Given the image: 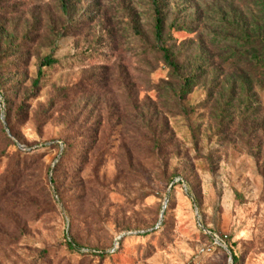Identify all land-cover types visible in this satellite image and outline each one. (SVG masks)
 Instances as JSON below:
<instances>
[{"label":"rangeland","instance_id":"rangeland-1","mask_svg":"<svg viewBox=\"0 0 264 264\" xmlns=\"http://www.w3.org/2000/svg\"><path fill=\"white\" fill-rule=\"evenodd\" d=\"M262 59L264 0H0V264H264Z\"/></svg>","mask_w":264,"mask_h":264},{"label":"trees","instance_id":"trees-1","mask_svg":"<svg viewBox=\"0 0 264 264\" xmlns=\"http://www.w3.org/2000/svg\"><path fill=\"white\" fill-rule=\"evenodd\" d=\"M161 39H162V19L160 18L159 11L156 8L155 9V26H154V40H155V46L154 47H155V50L158 53L162 54L164 62L169 67L173 68L174 66H173V64L170 61V58H169L167 50L163 47ZM261 62L264 64V59H262ZM53 64H55V60H53L49 56H47V57H44L41 60V62H40L38 67H39V70H40V69H42L44 67L48 68V67L52 66ZM231 257H232L233 263H236V258L232 254V252H231Z\"/></svg>","mask_w":264,"mask_h":264}]
</instances>
